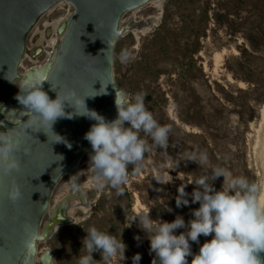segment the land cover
<instances>
[{
  "label": "rangeland",
  "instance_id": "obj_1",
  "mask_svg": "<svg viewBox=\"0 0 264 264\" xmlns=\"http://www.w3.org/2000/svg\"><path fill=\"white\" fill-rule=\"evenodd\" d=\"M157 6L148 3L123 16L122 24L159 19L144 35L130 31L117 38L114 80L129 97L148 94L146 107L159 124L171 127L167 148L155 145L141 132L150 151L139 171L136 165L128 166L122 191L107 183L96 187V174L89 167L92 149L86 153L76 167V183L86 207L76 205L77 196L62 205L66 210L73 208L68 214L72 219L36 243V259L47 250L54 264H77L78 256L86 254L82 249L85 230L95 226L127 245L125 259L118 254L108 264H132L137 253L139 264H152L155 254L150 252L147 233L138 226L139 219L128 227L134 217L149 212L151 219L165 221L158 218L160 208L168 215L167 222L179 215L187 224L193 218L192 210L199 207L191 202L193 181L208 167H223L230 178L244 176L263 186L264 0H162ZM70 12V6L61 3L39 20L26 42L20 75L48 61L51 50L44 48L51 47L47 41L57 39L50 24L64 20ZM33 48L34 58L30 56ZM19 86L16 82L15 95ZM192 151L206 152L208 164L199 167L187 161L185 154ZM71 182L70 175L61 179L51 208L68 196L65 186ZM223 182V176L217 178L214 188L220 190ZM183 185L189 204L177 207L178 189ZM51 217L56 219L55 211ZM50 219L46 214L41 230ZM183 231L177 229L176 234ZM211 238L189 241L192 253L197 254ZM92 255L95 264H105L99 252ZM187 260L191 264L192 256Z\"/></svg>",
  "mask_w": 264,
  "mask_h": 264
},
{
  "label": "water",
  "instance_id": "obj_2",
  "mask_svg": "<svg viewBox=\"0 0 264 264\" xmlns=\"http://www.w3.org/2000/svg\"><path fill=\"white\" fill-rule=\"evenodd\" d=\"M150 1L0 0V138L19 141L15 156L21 165L12 175L0 170V264H36V243L54 231L52 227L44 232L49 220L41 230L45 215L50 214L53 192L64 176L74 174L82 157L91 150L84 136L96 121L77 113L91 115L88 110L95 111L107 121L117 117L115 100L116 95L121 98V92L114 80L113 56L117 38L126 33L121 20ZM61 3L69 5L71 12L57 29L55 52L44 48L51 50L52 62L47 65L49 56L41 67L29 68L20 75L28 37L39 20ZM28 77L31 81L27 87L38 85L51 99L57 93L65 96L74 91L76 110L73 100L66 101L65 117L58 118L51 130L50 124L44 125L16 99L21 89L27 88L23 83ZM16 82L20 86L15 95ZM56 134L71 148L56 142ZM13 181L22 192L16 203L7 198ZM59 219L57 226L71 221ZM257 255L264 264V251ZM37 260L39 264H54L47 250Z\"/></svg>",
  "mask_w": 264,
  "mask_h": 264
},
{
  "label": "clouds",
  "instance_id": "obj_3",
  "mask_svg": "<svg viewBox=\"0 0 264 264\" xmlns=\"http://www.w3.org/2000/svg\"><path fill=\"white\" fill-rule=\"evenodd\" d=\"M147 95L140 92L129 97L121 93L120 99L116 95L118 114L112 121H107L95 111L88 110L91 115L77 113L96 121L85 133L84 139L91 145L89 167L96 174L97 188H103L107 183L122 191L121 186L128 179V166L136 165L139 171L145 154L150 151L146 140L140 136L141 132L150 136L155 145L167 148L171 127L159 124L154 118L145 104ZM16 99L28 112L39 117L44 125L50 124L51 130L58 118L65 117L66 101L69 103L70 99L73 100L72 106L76 110L74 91H69L65 96L57 93L56 98L51 99L38 85H32L21 89ZM56 135L59 137L56 142H64L71 148L63 137ZM19 150V141L11 137L0 138V170L5 175L19 171L20 161L15 156ZM185 155L187 161L195 162L199 167L208 164L206 152L192 151ZM221 176L224 182L221 189L216 190L213 182ZM193 184L195 188L190 194L191 202L199 203V207L192 210L193 218L187 224L179 215L172 222L153 220L149 212L134 217L128 224L130 227L139 219L138 226L147 233L150 252L155 254L152 264H188V256H192L191 264H261L257 254L264 251V206L260 201L264 186L244 176L230 178L223 167H208ZM184 187L178 189L177 207L189 204L186 198L189 194ZM21 196L19 184L13 181L8 188L7 198L16 203ZM72 222L78 224L74 220ZM177 229L185 231L177 235ZM85 231L87 235L82 240V249L86 254L78 256L77 264H95L94 252L101 254L100 261L105 264L118 254L125 259L127 245L121 238L100 231L95 226ZM200 236L212 238L201 245L197 254H193L189 241L199 243ZM136 239L139 240V237ZM140 260L141 255L137 253L132 258V264H139Z\"/></svg>",
  "mask_w": 264,
  "mask_h": 264
},
{
  "label": "bare ground",
  "instance_id": "obj_4",
  "mask_svg": "<svg viewBox=\"0 0 264 264\" xmlns=\"http://www.w3.org/2000/svg\"><path fill=\"white\" fill-rule=\"evenodd\" d=\"M160 2H161V0H152V1H150V3H152L153 5H155L156 7H158L157 5H159L160 4ZM136 10H134V12H135ZM133 12V11H132ZM131 12V13H132ZM159 19V18H158ZM158 19H154V17L153 18H151V19H149V20H147L148 22L147 23H144V24H137V23H135V22H132V23H129L127 26L125 25L124 26V24H122V26H123V29H125V31L126 32H130V31H132V32H134V34L136 35V33H141L142 35H144L146 32H148L149 30H151L152 29V27L155 25V24H157L156 22H157V20ZM63 23V20H57V21H55V22H53L52 24H50L51 25V29H52V31H53V33H55L56 35H57V29H58V27L61 25ZM155 27V26H154ZM134 35V36H135ZM138 35V34H137ZM140 35V34H139ZM136 37V36H135ZM58 41H59V37L57 36V39L54 41V40H49V41H47L48 42V45L49 46H51L52 47V50L55 52V50H56V46H57V43H58ZM50 47V48H51ZM221 53V52H220ZM216 55V54H215ZM50 60H49V62H48V64L47 65H49L51 62H52V59H53V55H51L50 56ZM218 57H216L215 58V61H216V63H218ZM41 67V66H40ZM38 68V67H37ZM31 81V78L30 77H28V80L26 81V82H24L23 83V88H25V87H27L28 85H29V82ZM260 114H262L261 116L264 118V106L262 107V109H261V112H260ZM125 126H129L128 124L127 125H125ZM76 179H77V176H76V170H75V172H74V174L73 175H71V183L70 184H67L65 187H66V189H67V191H68V195H69V197L71 198L72 196H77V200H78V203L76 204L77 206H83V208H85L86 207V200H85V196H84V194H82L80 191H78V184L76 183ZM85 184V186H87V183H84ZM263 186H264V181H263ZM69 197H66L64 200H60L57 204H55L52 208L50 207V212L52 213L53 211H55L56 212V219H53L52 217H51V219H50V221L47 223V225L45 226V229H44V232H48V231H50V229H52V227H56L57 226V224L59 223L60 224V219H59V217H64V219L66 220V221H69L70 219H72V218H70L69 217V212H70V210H72L73 208H70L69 206V208L66 210L62 205L67 201L68 202V199H69ZM260 201H261V204H262V206H264V192H262L261 193V195H260ZM61 206H62V208H61ZM78 207V208H79ZM136 208H138V207H136ZM139 209V208H138ZM63 210V211H62ZM67 211V212H66ZM72 212V211H71ZM50 213V214H51ZM49 214V215H50ZM57 228V227H56ZM55 228V229H56ZM46 251V250H45ZM39 260V259H38ZM36 261H37V259H36Z\"/></svg>",
  "mask_w": 264,
  "mask_h": 264
},
{
  "label": "trees",
  "instance_id": "obj_5",
  "mask_svg": "<svg viewBox=\"0 0 264 264\" xmlns=\"http://www.w3.org/2000/svg\"><path fill=\"white\" fill-rule=\"evenodd\" d=\"M158 213H160V214H158V218L159 219H162V220H165V221H169V217L166 214L165 210L158 208Z\"/></svg>",
  "mask_w": 264,
  "mask_h": 264
},
{
  "label": "flooded vegetation",
  "instance_id": "obj_6",
  "mask_svg": "<svg viewBox=\"0 0 264 264\" xmlns=\"http://www.w3.org/2000/svg\"><path fill=\"white\" fill-rule=\"evenodd\" d=\"M129 23H132V21H129L128 23H125L124 26H125V25L127 26ZM35 49H36V48H33L32 52H30V56H31L32 58H34V57L37 56L36 53H34ZM44 51H45V50H44ZM28 53H29V50H28Z\"/></svg>",
  "mask_w": 264,
  "mask_h": 264
}]
</instances>
